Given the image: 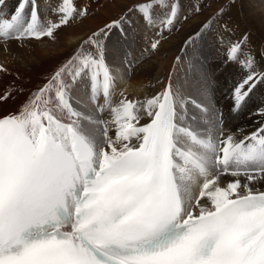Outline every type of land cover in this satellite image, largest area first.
<instances>
[{
  "label": "snow or ice",
  "instance_id": "6c2138e0",
  "mask_svg": "<svg viewBox=\"0 0 264 264\" xmlns=\"http://www.w3.org/2000/svg\"><path fill=\"white\" fill-rule=\"evenodd\" d=\"M9 7L0 0L5 51L11 42L55 41L89 15L76 0ZM205 7L208 0H196L192 11ZM226 11L186 41L191 79L174 68L162 91L129 98L121 83L182 13L179 0H136L78 45L16 113L0 117V264H264V191L251 187L264 182V96L252 113L255 130L226 133L207 73L195 72L206 59L197 41L218 22L232 34ZM131 15L160 38L138 57L109 63L105 41L113 29L124 32ZM259 55L247 34L227 40L222 63L238 70L231 112L244 111L264 88V48ZM17 91L5 89L0 103Z\"/></svg>",
  "mask_w": 264,
  "mask_h": 264
},
{
  "label": "rangeland",
  "instance_id": "374dc122",
  "mask_svg": "<svg viewBox=\"0 0 264 264\" xmlns=\"http://www.w3.org/2000/svg\"><path fill=\"white\" fill-rule=\"evenodd\" d=\"M106 1L110 6H113V8H110L109 6H103L101 7L102 9L99 8L98 10H92L89 8V15L86 17L87 20L84 19L74 21L70 26L60 29L59 32H57L58 40L63 31L77 27L84 23H88L91 18H94V21L97 20V23L101 21V23L106 22L105 24H103L104 26L102 25L100 27L103 28L105 27V25L110 24L113 20L119 19L120 16L126 12L127 8L136 2V0H123L124 7H119L122 0ZM179 2L182 6L180 22L176 25L171 33H164V38L161 39L162 42H160L161 44L158 47L159 49L154 52L146 53L142 63L138 64L135 69L138 72L140 71L148 73L152 69V67L150 66L151 63H153L154 60L156 62L158 53H160L159 55L166 56L168 51L172 50L174 54L178 51L176 55H181L180 58L182 57V61L186 62V73H191L192 77L193 71L188 69L187 57L185 55V52L187 51L186 41L190 37H194L196 33L201 30V26L211 16H213L219 8L226 7L227 11L223 17V21L228 22L233 27V32L230 37L226 36L221 28V23L218 22L212 29L204 34V38L202 40L197 41V43L201 47L203 56L206 59L203 60L202 67L196 70H203L207 72V76L210 81L211 92L213 94L212 99L214 100V103L216 105H220L219 107L225 117L224 127L226 133L229 131L236 132L239 128H244L246 130L245 134L250 133L251 131L255 130L256 124L259 121V117L253 116L252 113L259 105L260 97L264 96V88H260L257 95L249 101L248 106L244 111L239 113L231 112L230 108L232 107L233 101L231 100L229 93L232 85L236 82L238 70L235 65L231 63L225 65L224 63H222V61L224 58V52L226 50L227 40H238L241 39L245 34L248 35L253 54L256 56L258 61L260 60L259 54L261 49L264 48V0H237L234 6H228V0H208V2L211 3V7L203 8L202 12L200 13H195L192 11V5L196 2V0H179ZM48 3L51 6H55L59 3V0H48ZM9 5V11H11V8L15 6V0H9ZM48 15L51 19H56V17L51 13L50 10L48 12ZM183 16H187L188 19H183ZM129 20L130 23H126L123 26L124 32H121L118 29H113L105 41L106 59L108 60L109 56L111 62L112 60L113 62L120 61L125 53H130L132 58L138 57L141 51L148 46L151 40L160 38L157 36L159 29L155 27L151 29L148 28L145 25V22L138 16L131 15L129 17ZM196 20L200 22L195 23ZM126 28H128V30ZM97 30H99V28ZM221 36H224L225 39V45L223 46L219 43V38ZM172 40H175L173 47L164 50L163 44L168 43V41ZM56 41L57 39L55 41H52L48 38H44L39 42L31 40L30 44L29 41H26L27 47H25V56H31V51L35 48V46L43 48L51 47L55 49L52 45ZM147 60H150L149 65H147L148 67L145 66ZM176 64L179 65L180 62H176ZM4 65L8 69V72L0 73V93H3L5 89H8L10 87L13 89H20L21 91L14 92L13 96L10 97L7 102L0 103V110L11 109L10 102H15L18 97L24 94L26 84L29 82L30 77L37 72L34 67H31L30 69H28L29 72L27 71V73L24 75L19 67L16 66L13 62L4 63ZM260 65L261 66L259 67V70L264 71V61L260 62ZM139 74L141 75L143 73ZM141 77H145V75ZM191 77L189 76L188 78L191 79ZM25 78H27V81L25 80ZM145 78L148 79L147 77ZM222 108H224L225 110H223Z\"/></svg>",
  "mask_w": 264,
  "mask_h": 264
},
{
  "label": "bare ground",
  "instance_id": "6f19581e",
  "mask_svg": "<svg viewBox=\"0 0 264 264\" xmlns=\"http://www.w3.org/2000/svg\"><path fill=\"white\" fill-rule=\"evenodd\" d=\"M76 3L78 7L88 5L89 8L92 10H98L99 8L103 6L105 7L109 6L110 8H113V6H110L106 0H76ZM119 7H124L123 0L121 1ZM84 19L87 20V18H83L82 20ZM101 22L97 23V20L94 21V18H91L88 23H84L82 25H79L77 27L71 28L66 31L62 30L63 32L62 33L60 32L61 35L59 34L60 35L59 40L57 38V41L53 45L50 44L55 49L51 47L43 48V47L35 46V48L31 51V54H30L31 56L29 57L25 56V48L17 47L16 42L10 43L9 51H5L3 47H0V50H1L0 51V63L4 64V63L13 62L16 66L19 67V69L24 73V75L27 73L28 69H30L31 67H34L37 70V72L33 76L30 77L29 82L26 84L24 94L18 97V99L15 102H12V101L10 102L11 109L0 110V117L7 116L10 113H16L29 99L30 95L47 82L48 77L54 72V70L59 66V64L66 58L70 57V55L73 54V50L76 49L77 46L80 45L84 40H86L91 35V33L95 32V30H97L98 28L100 29V27L106 23V22L104 23H101ZM199 22L200 21H197V20L195 21V23H199ZM126 29L128 30V28ZM174 42L175 40L168 41V43H164L163 44L164 50L167 48H172ZM29 44H30V41H29ZM177 53L178 51L174 54L172 50L168 51L166 56L159 55L160 53H158L156 62L154 60L153 63L154 62L155 63L154 64L151 63L150 66L152 67V69L149 72L147 71L148 73L140 72V71L138 72L135 69V72L133 73L131 80L127 82H122L120 87L126 88L129 98L143 99L144 97H150L162 91L165 83L167 82V79L170 73L173 72L174 68H175V75L179 76L180 78H185V76L191 77V73L190 74L186 73V62L182 61V57H181L180 64L179 65L176 64L177 62L176 57L181 56V55H176ZM149 61L150 60H147V63L145 65L146 67H148L147 65H149ZM108 62L109 63H119V61L113 62V60L111 62V60L109 59V56H108ZM195 71L197 74L207 73L203 70H200V71L195 70ZM139 73H143V74L140 75ZM144 75L148 79H146L145 77H141ZM25 80L27 81V78H25ZM119 98H120L119 95H117L116 99L118 100ZM222 109L225 110L224 108ZM147 122H148L147 120H143V119L140 121L141 124H144ZM221 186H224V182H222ZM251 187H253L254 189H259L260 191H264V182L253 184L251 185Z\"/></svg>",
  "mask_w": 264,
  "mask_h": 264
}]
</instances>
